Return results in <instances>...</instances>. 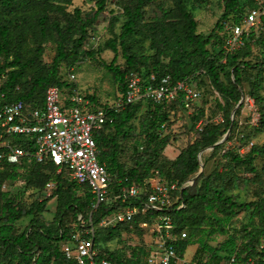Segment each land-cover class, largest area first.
I'll return each mask as SVG.
<instances>
[{
	"label": "trees",
	"instance_id": "obj_1",
	"mask_svg": "<svg viewBox=\"0 0 264 264\" xmlns=\"http://www.w3.org/2000/svg\"><path fill=\"white\" fill-rule=\"evenodd\" d=\"M107 1L96 0L97 8L94 11L84 12L76 7L71 13L68 6L73 0H0V78L5 75L2 88L8 93L9 100L42 104L48 86H75V83L62 79L60 69L62 66H74L80 60L83 47L93 30L92 25L106 9ZM148 1L130 0L123 4L125 21L122 30L107 41L108 48L115 53L114 59L110 63H100L113 73L122 93L126 91L128 77L132 73H138L145 79L155 74L157 81L165 75H171L174 81L190 78L198 87L206 75L223 97L224 102H219L218 106L224 112V120L220 123L210 122L204 110H199L192 117L194 126L197 127L201 120L204 124L202 130L196 129L198 139L186 145L165 170L158 164V159L164 158L162 152L170 141L169 134H162L169 122L166 107L167 104L182 102L160 104L149 101L128 105L113 112V121L107 122L101 131L96 132L98 159L108 169L117 172L124 179V184L142 182L158 171L170 181H177L183 186L179 193L184 206L180 207L178 203L171 208L176 231L187 234L184 240L176 243L181 255L186 254L190 243H198L200 250L213 251L210 258L227 257V264H264V196L253 201H240L237 194L227 193L231 187L228 183L224 184L222 173L214 178L204 177L205 174L200 173L202 162L205 165L208 159L202 154L203 151L211 149L212 153H216L222 149L225 134L229 131L232 135L237 128L236 117L243 106L244 80L248 69L255 67L259 68L257 74L247 77L251 82L249 94L260 113L255 131L264 132V56L255 64L246 59L253 54L251 42L264 33V19L262 28L253 32L251 40L228 54L226 61H223L224 24L242 20L246 13L243 12L246 8L243 0H223V13L209 34L198 32L197 20L187 6L188 0H177L171 8L158 4L154 16L145 18ZM142 35L150 39L152 54L137 51L135 44ZM51 38L57 42V54L51 65L47 66L40 58L44 53L43 44ZM118 41L125 59L124 67L116 64L120 53ZM210 45H217L218 52ZM86 54L94 56L92 52ZM227 68H230L226 72L228 82L221 75V71ZM87 97L97 102L95 97ZM145 106L150 107L141 122L146 134V147L142 148L133 166L128 167L120 161L119 156L125 150L126 139L130 137L132 121ZM29 150L34 151V147L30 146ZM133 150L138 151L136 148ZM261 155H264V144H253L245 155L229 150L224 153L235 166L251 172L257 171L255 160ZM197 175L194 180L193 177ZM68 178L65 173H58L57 166L50 161L37 162L32 158L29 162L21 160L20 163H9L6 159H0V264H76L67 258L62 249V244L70 241L75 231L67 224V216L72 215L81 223V219L88 220L92 214L91 223L96 227L106 216L127 205L105 202L92 210L95 198L90 188ZM19 179H26V183L37 188L44 187L49 181H56L54 196H57L58 203L52 222L48 223L42 214L46 201H35L26 207L21 192L13 194L3 189L6 181ZM191 180L193 184H189ZM199 180L202 185L195 191L193 188ZM80 188L85 189L82 196L77 194ZM241 210L250 212L249 221L244 225L245 240L238 244L236 237L230 235L219 247L223 253L214 251L208 238L218 231L227 233L226 225ZM25 216L30 217L28 225L22 231H17L16 222ZM140 218L137 216L132 223H122L116 227L99 228L102 231L95 238L96 245L112 264H146L149 250L135 247L128 255L118 249L111 251L103 248L99 239L120 237L122 229L130 230L131 225L142 232L138 227ZM198 260L203 263V259Z\"/></svg>",
	"mask_w": 264,
	"mask_h": 264
},
{
	"label": "built area",
	"instance_id": "obj_2",
	"mask_svg": "<svg viewBox=\"0 0 264 264\" xmlns=\"http://www.w3.org/2000/svg\"><path fill=\"white\" fill-rule=\"evenodd\" d=\"M263 19L264 0H255L253 5L248 6L240 22H225L223 50L226 57L251 40L253 32L262 28ZM65 69L69 81L77 82L75 67L65 66ZM1 77L5 78V75ZM2 78L0 159L20 163L22 158L30 157L37 162L54 163L58 173H65L79 185L90 188L95 198L92 210L105 202L127 203L124 208L102 219L96 227H116L118 224L132 223L137 216H141L138 227L148 231L151 237L146 264H201L194 257L181 255L176 246L179 240L187 236L184 231H176L177 225L171 214L173 205L179 203L180 207L184 206L179 193L183 186L177 181H170L158 171L142 182L124 184V179L117 172L100 163L95 140L96 132L101 131L107 122L113 121V112L128 105L149 101L160 104L181 101L185 109H193L202 98V90L190 78L174 81L171 75H165L157 81L155 74L145 79L138 73H132L128 77L126 91L113 104L93 102L76 85L64 88L56 84L48 86L42 104L11 101L2 88ZM223 120V117L218 118L219 123ZM203 127L201 120L197 128L202 130ZM30 146L34 147L32 153ZM55 187V181H49L46 185L48 191ZM81 221L85 223L86 220ZM91 221L92 214L88 219L91 230L87 233L75 230L71 240L62 244L63 252L76 264H112L96 245L95 226Z\"/></svg>",
	"mask_w": 264,
	"mask_h": 264
},
{
	"label": "rangeland",
	"instance_id": "obj_3",
	"mask_svg": "<svg viewBox=\"0 0 264 264\" xmlns=\"http://www.w3.org/2000/svg\"><path fill=\"white\" fill-rule=\"evenodd\" d=\"M130 0H108L106 9L98 16L92 25V31L88 37L86 44L82 50V57L74 65L77 82L75 85L85 95H91L95 97V103L98 104H113L117 101L122 92L119 87V83L100 61L110 63L114 59L115 53L108 48L107 41L120 34L122 25L125 21V15L123 13V4ZM245 3L244 13L247 11V6L253 5V0H243ZM177 0H149L145 6V18L154 16L155 10L158 4H162L166 8L175 6ZM187 6L194 14L198 23V32L209 34L216 25L218 19L223 13V0H188ZM78 7L84 12L94 11L96 6V0H73V3L68 6V11L73 12ZM264 31V30H263ZM34 42H31L32 45ZM136 49L139 53L152 54L154 51L149 49L150 39L146 35H142L137 38ZM253 54L246 59L255 64L260 61L264 56V33L260 34V37L251 42ZM120 47V41H118ZM44 53L41 56L43 64L51 65L54 56L57 54V42L54 38L43 44ZM214 51L218 52L219 47L217 45H210ZM144 48L145 50H142ZM93 53L94 56L87 55L86 53ZM225 54V53H224ZM3 59V58H2ZM226 55L223 61H226ZM120 67L125 66V59L122 55V49L120 47L119 57L116 61ZM230 68L221 71L223 79L228 82L226 72ZM259 68L248 69L244 80V95L241 101L243 106L240 109L239 114L236 117L237 128L232 135L227 132L223 139V147L216 153H212L211 149L203 151L204 157L208 159L206 164L203 165L200 171L205 174L204 177L212 176L216 177L218 173H222L224 184L228 183L231 188L227 189V193H234L239 196L240 201H253L264 196V155L258 156L255 160L256 172H251L242 167L235 166L231 159L224 156L226 151H232L241 155H245L253 144H264V132L255 131V125L257 124L260 113L254 99L249 94L251 88V82L247 78L249 75L255 76ZM264 73V68H263ZM60 74L63 80L69 81L68 73L65 66L60 69ZM254 79V78H252ZM200 88L203 91L202 98L195 103L193 109H185L182 104H167V111L169 112V122L164 127L163 135L169 134L170 141L166 146L162 155L164 158L158 159V164L163 169H168L171 162L182 151V149L198 139L197 127L193 125L192 117L196 115L199 110H204L205 117L214 123H219L218 118L224 117V112L219 108L218 103H223V97L213 87L208 77H203ZM264 85V84H263ZM65 88V86H64ZM264 91V88L262 89ZM90 99V98H89ZM150 107L145 106L138 111L136 118L132 121V130L130 137L125 141V150L120 154V161L128 167H132L135 163L138 154L142 151L143 147H146V134L143 132L141 122L146 118ZM204 125V124H203ZM151 131L153 130L150 128ZM133 148L138 149L133 150ZM30 151V150H29ZM31 153L33 151H30ZM202 160V155L200 156ZM22 161L31 160L30 157L21 159ZM69 179V178H68ZM193 179H195L193 177ZM70 181V179H69ZM192 181V180H191ZM56 182V181H55ZM217 182L214 183V185ZM191 184V183H190ZM193 184V181H192ZM202 185V181L199 180L198 184L193 188L197 190ZM4 190L18 193L21 192L23 205L29 207L35 201H46L43 207L42 213L45 220L50 223L56 216L57 208V196H54V189L48 191L46 185L42 188H37L26 183V179H19L17 181H6L3 185ZM85 189L80 188L77 192L78 195H83ZM250 218V212L241 210L234 215L231 221L226 225L228 228L227 233L218 231L208 238L209 245L214 251H219V247L229 238L230 235L236 237L238 244H241L245 240L244 225L248 223ZM23 219V220H22ZM67 224L72 227L73 230L80 231L81 233H87L91 230V225L88 224V220L85 223H79L74 216L68 215ZM30 221L29 216L22 217L16 222V230L22 231L26 228ZM188 232L189 230L186 229ZM99 228L95 227V234L98 237L101 235ZM101 239L102 247L111 251L121 250L128 255H131L132 250L137 247L138 249L149 250L151 248V237L149 232H139L135 227L131 229H122L120 237ZM103 239V240H102ZM213 251L200 250V244L190 243L186 249V257H194L196 259H203L202 264H227L228 258L223 257L219 259L210 258L209 255ZM144 258V257H143ZM206 261V262H205Z\"/></svg>",
	"mask_w": 264,
	"mask_h": 264
},
{
	"label": "water",
	"instance_id": "obj_4",
	"mask_svg": "<svg viewBox=\"0 0 264 264\" xmlns=\"http://www.w3.org/2000/svg\"><path fill=\"white\" fill-rule=\"evenodd\" d=\"M229 132V131H228ZM223 141V140H222ZM201 156V153H200V155H199V157ZM202 172V170L200 171V173ZM199 173V174H200ZM197 177H198V175L195 177V179L194 180H196L197 179Z\"/></svg>",
	"mask_w": 264,
	"mask_h": 264
},
{
	"label": "crops",
	"instance_id": "obj_5",
	"mask_svg": "<svg viewBox=\"0 0 264 264\" xmlns=\"http://www.w3.org/2000/svg\"><path fill=\"white\" fill-rule=\"evenodd\" d=\"M23 220V219H22Z\"/></svg>",
	"mask_w": 264,
	"mask_h": 264
}]
</instances>
